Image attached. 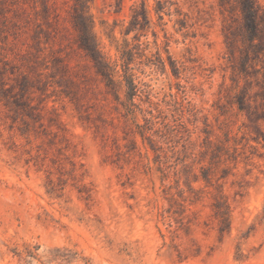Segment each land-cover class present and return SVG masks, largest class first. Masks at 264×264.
Instances as JSON below:
<instances>
[{
  "label": "rangeland",
  "instance_id": "rangeland-1",
  "mask_svg": "<svg viewBox=\"0 0 264 264\" xmlns=\"http://www.w3.org/2000/svg\"><path fill=\"white\" fill-rule=\"evenodd\" d=\"M0 264H264V0H0Z\"/></svg>",
  "mask_w": 264,
  "mask_h": 264
},
{
  "label": "trees",
  "instance_id": "trees-1",
  "mask_svg": "<svg viewBox=\"0 0 264 264\" xmlns=\"http://www.w3.org/2000/svg\"><path fill=\"white\" fill-rule=\"evenodd\" d=\"M91 52H93L92 54H97V49L95 50H91ZM104 64H106L105 67V76L107 78L108 81H110L112 84L116 85L115 80H114V73H115V69H112L109 63H106L104 61ZM124 78L126 80L127 86L129 88V97L130 100L136 95L137 92V86L134 83V79L132 78L131 75H129L128 73V66H127V62H126V68L124 71ZM131 105H134V103H131ZM58 252H60L59 250H53L50 251V258H49V262H58V261H67L69 262L71 259L66 258L65 255H60L58 254ZM31 257H33V255H29ZM34 258V257H33Z\"/></svg>",
  "mask_w": 264,
  "mask_h": 264
}]
</instances>
